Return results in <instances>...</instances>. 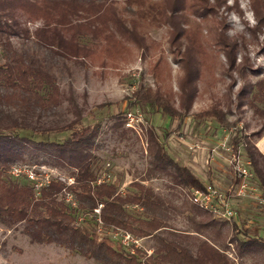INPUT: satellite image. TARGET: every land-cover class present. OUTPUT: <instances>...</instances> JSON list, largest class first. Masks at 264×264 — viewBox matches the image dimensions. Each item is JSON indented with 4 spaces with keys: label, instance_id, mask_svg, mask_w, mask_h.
Returning a JSON list of instances; mask_svg holds the SVG:
<instances>
[{
    "label": "trees",
    "instance_id": "16d2710c",
    "mask_svg": "<svg viewBox=\"0 0 264 264\" xmlns=\"http://www.w3.org/2000/svg\"><path fill=\"white\" fill-rule=\"evenodd\" d=\"M221 1L0 0V17L1 12L11 11L42 20L43 26L34 32L33 42L46 50L50 57L48 62L47 58L40 56L41 52L31 54L11 44L5 45V53L1 56L0 222L9 227L22 224V232L32 243L61 245L99 264H235L216 244L219 231H213L217 223L209 213H201L202 210L195 207L196 213L189 218L192 230L185 234L190 232L199 238L196 250L192 251L177 240L176 231L168 228V208L151 188L134 182L131 185L134 191L122 196L114 183L104 181L96 184L100 165L92 151L97 146L100 124L83 125L84 109L73 95L72 84L67 82L66 90L60 86L72 77L74 67H82L102 54L111 60L128 51L129 46L139 48L145 43L143 30L146 27L166 26L176 41L180 38L188 41V4L205 10L211 2L219 4ZM251 3L255 13L264 16V0H251ZM222 48L229 65L235 67V44L227 41ZM190 51L193 52L192 47L185 46L183 57L189 59ZM188 73L191 76L192 72H187V76ZM193 83L194 77H187L179 85L178 107L167 94L151 88L135 90L134 101L129 106L156 107L171 120L179 119L183 116L180 108L187 112L190 110L194 97L190 94ZM251 99L254 103L264 104V79L253 85ZM254 112L264 117V108L256 107ZM200 116L211 117L220 125L224 122L217 111ZM120 127H124V123L118 119L112 128ZM14 131H30L43 136L68 133V136L62 142L33 141L11 133ZM262 134L264 124L253 137L258 140ZM242 138H234L235 150L243 146L250 161V170L256 173L264 189V170L260 167V159H264V155L248 138ZM147 152L148 176L158 174L173 186L186 190L202 188V181L168 155L153 131L148 132ZM25 155L32 160V165H36V159L42 155L51 160L53 166L69 172L74 184L67 190L73 194L76 208H71L61 199L65 188L62 182L52 180L36 196L27 179L6 176L12 164L25 161ZM99 205V217L104 228H121L138 238H153L152 253L149 256L140 250L129 253L108 240L99 242L93 229L76 224L79 215H93ZM201 215L206 217L197 219ZM232 226L236 233L229 242L236 244L240 256L264 247V237L251 238L245 229L242 230L243 239L239 240L236 234L241 230L236 222Z\"/></svg>",
    "mask_w": 264,
    "mask_h": 264
},
{
    "label": "rangeland",
    "instance_id": "374dc122",
    "mask_svg": "<svg viewBox=\"0 0 264 264\" xmlns=\"http://www.w3.org/2000/svg\"><path fill=\"white\" fill-rule=\"evenodd\" d=\"M240 4L241 0H234L231 5L228 0H223L219 4L211 2L204 10L192 7L189 3L188 41L185 38L176 41L166 26L146 27L143 30L146 34L145 43L139 48L129 46L128 51L111 60L102 54L82 67H74L72 77L60 83L64 90L67 89V82L72 84L73 95L84 109L82 124H100L97 146L92 151L98 159L100 175H104L107 182L114 183L122 196L134 191L131 186L134 182L151 188L168 208V228L176 231L177 240L192 251L196 250L199 238L190 232L185 233L192 230L189 218L196 213L195 206L188 201L186 189L173 186L167 178L158 174L148 176V132L153 131L168 155L179 165L189 168L203 184L215 182L227 186L231 181V168L227 161L230 152L219 146L225 137L224 130H232L227 142L230 149L235 150L234 138L243 137V140L248 138V141L254 143L258 152L264 155V134L258 140L253 137L264 124V117H259L254 109L264 108V104L254 103L251 99L253 85L264 79V16L261 13L257 15L250 3V10L254 12L256 20L255 26H251L244 18L245 10ZM16 13L1 12L0 61L5 53V45L11 44L31 54L34 51L41 52L40 56L50 62L47 51L38 48L33 42L34 32L43 26L42 20ZM233 13L240 17L242 31L236 30L235 22L231 20ZM230 31L234 34L229 35ZM227 41L236 47L233 54L235 67L229 65L222 48V44ZM187 45L193 50L189 52V59L182 55ZM189 71L192 72L191 76L189 73L187 76ZM187 77H194L195 83L190 87L191 91L194 88L190 91L194 97L188 112L180 108L183 115L181 118L171 120L156 107L129 106L134 101L132 96L135 90L151 88L167 94L175 102V107H178L179 85ZM212 110L223 117L222 125L211 117L200 116ZM130 112L140 115L141 120L135 130L125 126L123 117ZM118 119L123 121L124 127L114 130L112 126ZM11 133L45 142H62L68 136V133L45 136L30 131ZM215 147L218 154L213 155L211 149ZM237 150H240L243 160L249 161L243 146L240 145ZM24 158L25 161L12 164L6 176L11 177V168L26 166L39 173L43 172L40 167H44V171L50 170L52 175L69 177L65 168L53 166L46 156L39 155L36 165H32V160L26 155ZM260 162L264 170V159H260ZM252 173L253 185L262 188L256 173ZM235 206L240 214L236 223L241 230L236 237L242 240V230L245 229L251 238L264 237V214L255 210L247 199L237 200ZM134 209L139 210L138 207ZM205 217L201 215L197 219ZM215 222L217 225L213 231H219L216 244L231 261L235 264H264V247L240 256L236 244L229 242L236 233L233 222L216 219ZM80 223L82 227L93 229L97 241L108 240L129 253L133 248L134 252L140 250L149 256L155 245L153 238H140L137 248L123 246L120 242L121 231L114 238L112 235L115 227L95 225L94 214ZM22 229V224L9 227L0 222V258L6 264H99L61 245L32 243Z\"/></svg>",
    "mask_w": 264,
    "mask_h": 264
},
{
    "label": "built area",
    "instance_id": "2783aa9c",
    "mask_svg": "<svg viewBox=\"0 0 264 264\" xmlns=\"http://www.w3.org/2000/svg\"><path fill=\"white\" fill-rule=\"evenodd\" d=\"M124 118L125 126L134 130L136 129V124L141 120L140 115H138L137 112L127 113ZM224 133V140L219 144V146L230 152V156L227 161L231 168V181L227 186H223L221 183L215 182L205 183L202 188H192L187 190L186 197L192 205L209 213L214 219L219 221L236 222L239 219L240 214L235 206V202L243 199L249 200L255 210L264 214V189L253 185V173L250 170V162L241 158L240 150H232L227 145L228 139L232 135V130H224ZM211 153L213 155L218 154L216 147L211 149ZM40 168V170L43 171L41 173L26 166H22V168L13 167L10 169L9 174L14 179H27L35 191L36 196H39L41 189L47 187L52 180L64 183L65 188L62 190L61 199L71 208H76L75 198L73 194L67 190L68 187L74 184V179L72 177L52 175L50 173L52 171H44V167ZM104 181H106V177L104 175H100L96 184H100ZM132 208H137V206H133ZM100 209L101 205L95 208L93 213L97 225L102 224L99 217ZM85 219L86 216L79 215L76 220V224L80 225V222ZM119 231H121L120 242L123 246H133L134 248L138 247L140 238H134L131 234L120 228H115L112 236L115 238L119 235ZM133 252L132 248L131 253Z\"/></svg>",
    "mask_w": 264,
    "mask_h": 264
},
{
    "label": "clouds",
    "instance_id": "9594fccd",
    "mask_svg": "<svg viewBox=\"0 0 264 264\" xmlns=\"http://www.w3.org/2000/svg\"><path fill=\"white\" fill-rule=\"evenodd\" d=\"M234 0H228V4H233ZM250 3L251 0H241V8L245 10V19L249 22L251 26H255L256 20H255V14L253 11L250 10ZM231 20L235 22L236 30L242 31L243 25L240 24V17L237 16L235 13L232 14ZM38 26H42L41 24H38ZM234 32L230 31L229 35H233ZM0 264H6V261H4L2 258H0Z\"/></svg>",
    "mask_w": 264,
    "mask_h": 264
},
{
    "label": "crops",
    "instance_id": "0c3cea01",
    "mask_svg": "<svg viewBox=\"0 0 264 264\" xmlns=\"http://www.w3.org/2000/svg\"><path fill=\"white\" fill-rule=\"evenodd\" d=\"M262 145H264V143H262Z\"/></svg>",
    "mask_w": 264,
    "mask_h": 264
}]
</instances>
